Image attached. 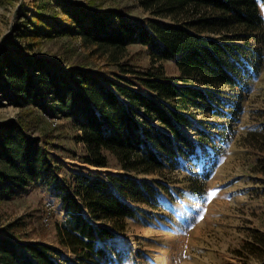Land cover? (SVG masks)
<instances>
[{"label": "trees", "instance_id": "obj_1", "mask_svg": "<svg viewBox=\"0 0 264 264\" xmlns=\"http://www.w3.org/2000/svg\"><path fill=\"white\" fill-rule=\"evenodd\" d=\"M142 5L150 19L132 18L124 7L33 0L16 35L0 46V107L19 108L17 118L0 121V203L45 194L42 220L48 202L66 214L57 235L80 264L128 259L116 239L127 221L175 202L174 181L164 173L188 171L180 193L204 195L231 128L224 120L242 111L264 64V0ZM64 36L94 48L107 67L64 69L31 52L44 39ZM129 46L141 48L139 58L122 63ZM168 61L179 75L168 74ZM57 116L83 145V163L107 168L113 162L119 172L67 171L53 154L64 130ZM200 164L204 169L196 173ZM256 164L263 174L264 157ZM6 231H0V264H73L57 261L56 248L20 235L16 224Z\"/></svg>", "mask_w": 264, "mask_h": 264}, {"label": "rangeland", "instance_id": "obj_2", "mask_svg": "<svg viewBox=\"0 0 264 264\" xmlns=\"http://www.w3.org/2000/svg\"><path fill=\"white\" fill-rule=\"evenodd\" d=\"M91 2L102 9L124 7L129 16L147 20L152 13L143 7V0H69ZM33 0H0V46L6 37L15 34L23 21L27 7ZM28 43L29 40H22ZM139 46H129L122 63L138 59ZM34 55L58 62L64 69L69 65H84L87 69L107 67L106 57L94 48L85 47L79 39L68 36L44 39L31 51ZM264 55V52H263ZM170 75H179L173 61L166 63ZM114 69L113 66H110ZM19 108L0 107V121L18 117ZM230 125L223 156L206 181L205 193L195 197L186 191L189 172L181 169L164 173L176 187L175 202L146 215L127 221L124 233L117 235L127 248L128 259L122 264H264V170H258L257 159L264 157V64L250 83V90L242 102V111ZM55 123L64 125L53 150L54 157L67 171L87 172L105 177L119 172L115 163L99 168L83 163L82 144L74 139L68 121L56 117ZM257 165V166H256ZM199 165L194 169L200 173ZM158 177L141 175L148 180ZM49 198L42 192L21 196L11 202L0 203V231L7 234V226L16 224L18 233L31 241H43L57 249V261L70 260L80 264L78 257L66 250L57 235L61 211L54 206L49 226L42 221L44 203ZM162 214L161 220H158ZM66 217V216H64Z\"/></svg>", "mask_w": 264, "mask_h": 264}, {"label": "built area", "instance_id": "obj_3", "mask_svg": "<svg viewBox=\"0 0 264 264\" xmlns=\"http://www.w3.org/2000/svg\"><path fill=\"white\" fill-rule=\"evenodd\" d=\"M46 209H45V214H44V217H43V223L44 225L46 226H49L50 225V222H51V216H52V213L54 211V205L50 202L46 203L45 205ZM63 216H66V214L64 212H60Z\"/></svg>", "mask_w": 264, "mask_h": 264}, {"label": "crops", "instance_id": "obj_4", "mask_svg": "<svg viewBox=\"0 0 264 264\" xmlns=\"http://www.w3.org/2000/svg\"><path fill=\"white\" fill-rule=\"evenodd\" d=\"M64 218H65V217H64L63 215H61V219H60V220H61V221H63V220H64Z\"/></svg>", "mask_w": 264, "mask_h": 264}]
</instances>
